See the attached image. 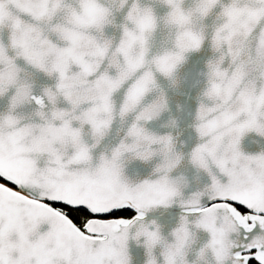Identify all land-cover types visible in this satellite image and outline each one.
Here are the masks:
<instances>
[{
    "label": "snow or ice",
    "instance_id": "6c2138e0",
    "mask_svg": "<svg viewBox=\"0 0 264 264\" xmlns=\"http://www.w3.org/2000/svg\"><path fill=\"white\" fill-rule=\"evenodd\" d=\"M0 264H264V0H0Z\"/></svg>",
    "mask_w": 264,
    "mask_h": 264
}]
</instances>
